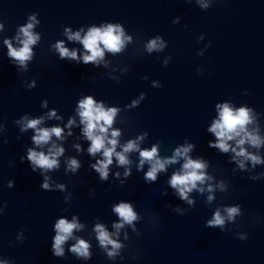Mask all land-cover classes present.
<instances>
[{
    "label": "water",
    "instance_id": "water-1",
    "mask_svg": "<svg viewBox=\"0 0 264 264\" xmlns=\"http://www.w3.org/2000/svg\"><path fill=\"white\" fill-rule=\"evenodd\" d=\"M29 23L40 38L30 45L25 69L8 51L9 45L22 47L20 29ZM109 23H119L131 40L120 52L104 49L102 59L83 64L90 53L68 36L79 32L82 40ZM0 25V206L7 203L0 214V264H264V176L251 179L264 173V163L232 160L231 151L243 147L264 161V143L237 146V137L227 142L228 153H220L208 147L215 137L207 131L219 119L217 104L251 107L254 119L246 128L264 141V0H0ZM157 37L163 48L148 51ZM57 44L77 59L60 60ZM86 96L105 110L117 109L106 146L116 139L115 151L122 152L129 141L137 144L123 153L128 164L113 156L107 180L89 168L104 157L87 151L91 142L77 111ZM24 116L42 117L39 128L60 127L62 138L35 145V131H21L26 121L15 122ZM113 131L119 135L112 137ZM53 144L64 152L59 166L45 172L53 189L45 191L41 170L32 172L20 157L27 147L47 155ZM189 144L187 155L207 162L203 171L210 179L197 184L202 191L181 200L168 183L183 157L158 171L155 182H145L151 164L141 165L140 151L155 145L163 162ZM70 159L82 167L68 170ZM122 202L133 205L137 220L117 230L113 225L122 221L113 208ZM237 205L241 214L229 221L225 209ZM217 210L225 217L223 231L205 227ZM73 217L79 227L62 245L64 256L54 257V224ZM97 224L121 245L116 256L108 257L111 245H100ZM79 240L89 244V258L70 250Z\"/></svg>",
    "mask_w": 264,
    "mask_h": 264
},
{
    "label": "clouds",
    "instance_id": "clouds-1",
    "mask_svg": "<svg viewBox=\"0 0 264 264\" xmlns=\"http://www.w3.org/2000/svg\"><path fill=\"white\" fill-rule=\"evenodd\" d=\"M202 8L207 9L208 4H202ZM30 20L35 21V16H30ZM2 27V25H0ZM186 27V25H185ZM33 28V23L27 24L25 27L20 29V32L23 34L24 39L22 40V47L19 50L12 49L9 45L8 55L15 60L19 61L20 65L27 69L26 61L32 59V50L30 45L35 44L39 40V36L33 34L31 29ZM67 31V30H66ZM69 40H78L80 41L84 48L90 53L83 56V64L88 65L89 63H94L98 59H102L104 56V49H107L109 52L118 53L121 51L126 40L130 41V36H125L124 31L121 28L119 23H109L107 27L102 31L100 28H91L86 36L81 40L79 32L72 33L68 36ZM5 43H8L5 41ZM103 45V48L100 45ZM163 43L160 42V38L157 37L154 40H151L148 45V51L152 50H161L163 48ZM56 47L59 49V59L64 60L69 58L70 60H76L77 54L75 51L69 52L67 48L57 44ZM247 94V93H245ZM135 103V102H133ZM219 109V119L214 120L211 126L207 129L209 133H212L215 137L214 141L208 142V147L212 149H218L220 153H228L230 149L228 141H231L235 138L237 146L244 145L246 142L251 146L259 148L264 141L260 139L258 135L250 133L246 126L253 123L254 116L253 109L251 107H239L235 110L229 106L228 103L217 104L216 106ZM78 114L80 116V122L84 125L83 134L90 141V146L87 151L90 155H95L98 152L102 151L103 160H97L94 164H90L89 168L94 169L95 172L99 173L100 180H107L108 177V167L113 162V156L116 157L120 165L128 164V160L123 153L135 150L137 144L133 141H129L122 149V152H116L117 140L116 139H107L106 146V136L105 134L108 131V127L112 125L113 118L117 113L116 108H109L105 110L102 104H98L94 101L91 96H86L84 99L80 100L77 108ZM55 116V110L49 113V118ZM42 117L40 119H31L28 120L26 116L21 117V120L15 121L16 123H21V121H26L21 127V131H26L31 128L35 131V135L31 137L32 142L37 146H42L47 144L52 136L57 138H62L61 133L62 129L60 127L52 128H39L38 125L42 122ZM69 123H72L70 120ZM71 135V133H69ZM112 137H117L119 133L113 131L111 133ZM7 141H5L6 143ZM79 148V146H77ZM193 148V145L189 144L186 147L177 148L174 154L161 162L157 158V147L152 146L151 150L140 151L141 156V165L148 161L151 164L150 170L145 175V182H155L157 179V172L163 171L166 164L176 163L177 159L183 157L184 163L180 172L173 173L170 181L168 182L170 186L176 190L178 193L179 199L187 200V194L193 189H197V184H204L206 179H210L204 173V169L207 167V162L197 159H191L187 154ZM231 151L235 153V156L232 157V160H235L236 157H244L246 160H251L253 166L256 164L264 163L261 158L257 155L249 154L245 151L243 147H240V150L237 151L236 148H232ZM64 149L52 145L48 150V154L45 155L42 151H36L31 147H27L25 150V155L20 157L21 162L25 159L29 162L32 172H37V169H40L39 175L43 177L40 188L45 191H53L49 183V177L45 175L47 170H52L57 168L58 161L57 157L62 155ZM239 167L244 168V161H238ZM82 165L76 159H70L67 164L68 170L75 172L77 169L81 168ZM127 174V173H126ZM264 173H260L255 177H251L252 180H258ZM8 188L14 186V182L9 180L6 185ZM202 191V189H197ZM212 188L209 186V191ZM90 192L93 193V190L90 189ZM167 193H162L166 195ZM209 201L213 199L210 195L208 197ZM192 203V201H189ZM7 203L4 202L3 206H0V214H3L4 208H6ZM175 211V209H172ZM113 211L118 214L121 218V223L114 224L113 226L119 230L123 227V223L129 225L133 221L137 220V214L133 211V205L129 203H120L118 206L113 208ZM227 214V219L232 221L235 216L241 214L240 205L234 207H228L225 209ZM225 217L220 214V211L217 210L213 215V218L208 220L205 224V227L215 228L219 227L221 231L224 230ZM79 225L75 222V217H73L72 222H68L64 218H60L54 224V236L51 240V252L54 257H63L64 256V245L65 241L72 235L74 229H78ZM95 231L97 233V239L100 241V245L107 247L111 245L112 251H108V257L112 258L118 254V251L121 248V245L110 238V234L105 230V228L97 224ZM21 234H23L21 232ZM237 237L240 240H246L247 234H238ZM17 239L22 240L20 237ZM73 253H76L80 257L89 258V244L84 240H79L78 243L70 249ZM7 264V262H5ZM13 264V262H12Z\"/></svg>",
    "mask_w": 264,
    "mask_h": 264
}]
</instances>
